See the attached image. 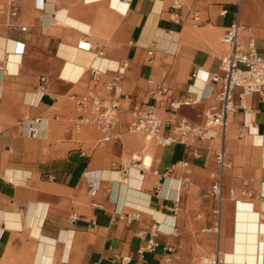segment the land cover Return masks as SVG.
<instances>
[{
    "label": "crops",
    "instance_id": "0c3cea01",
    "mask_svg": "<svg viewBox=\"0 0 264 264\" xmlns=\"http://www.w3.org/2000/svg\"><path fill=\"white\" fill-rule=\"evenodd\" d=\"M172 4L0 0V264H198L216 253L264 264V93L226 116L224 134L189 147L127 133L149 105L169 122L163 137L181 120L203 128L219 110L206 78L230 51L220 35L239 24L237 45L253 37L264 59V0ZM123 66L120 94L106 92ZM89 67L102 72L97 82ZM88 91L118 103L111 143L73 128L71 96Z\"/></svg>",
    "mask_w": 264,
    "mask_h": 264
},
{
    "label": "built area",
    "instance_id": "2783aa9c",
    "mask_svg": "<svg viewBox=\"0 0 264 264\" xmlns=\"http://www.w3.org/2000/svg\"><path fill=\"white\" fill-rule=\"evenodd\" d=\"M183 5V0H173L172 9H179ZM14 15V14H13ZM195 19V17H194ZM243 32V28L235 23L227 28L219 37L222 44L230 48L228 54L220 57L218 71L206 78L209 83H214L219 86V91L216 95V100L219 104V110L216 113H209L206 116L203 128L194 127L184 120H181L173 128V136L163 137L161 130L167 126L169 122L162 123L156 114V109L153 105L147 106L145 109H136L133 113V119L127 128V133L143 135L149 139H154L162 146H169L173 143H179L186 147L192 146L206 140H211L210 131L219 130L222 134L225 132L226 116L237 109L245 110L246 99L254 94L264 93V59L257 56L255 52V40L253 37H248L243 45H237L238 36ZM86 42V41H85ZM90 45V44H89ZM90 49V47H89ZM125 66L116 68L113 73L116 77L109 82L103 83V88L106 92H111L119 95L121 92L120 79ZM88 71L91 74V79L98 81L100 74L99 70L89 67ZM238 91V103L233 102V94ZM155 97V94H152ZM76 109L79 111V116L73 122V128L80 130L83 127L90 128L99 135L98 144H108L118 138L114 134L116 127V117L118 113V103L116 101H107L98 97L93 91H88L85 94L75 97L71 96ZM182 102L170 103V109H177ZM40 122L39 119H34L28 123L27 128L32 137H36L38 131L35 125ZM225 153L221 150L216 156L217 163L221 166L225 165ZM131 161L140 163L144 166V162L139 155H133ZM172 170H167L171 173ZM156 174V172H154ZM220 193V185L214 184L211 187V194L218 197ZM138 215H133V219H137ZM159 231L157 225L151 229V236ZM218 232L217 223L213 229ZM155 242L150 239L146 249L152 250L155 247ZM198 264H232L227 263L218 254L202 257Z\"/></svg>",
    "mask_w": 264,
    "mask_h": 264
},
{
    "label": "bare ground",
    "instance_id": "6f19581e",
    "mask_svg": "<svg viewBox=\"0 0 264 264\" xmlns=\"http://www.w3.org/2000/svg\"><path fill=\"white\" fill-rule=\"evenodd\" d=\"M35 129L38 131V134H37V136H38L39 135V129H38V127L36 125H35ZM147 165H148V163H147ZM144 166H145V164H144Z\"/></svg>",
    "mask_w": 264,
    "mask_h": 264
}]
</instances>
